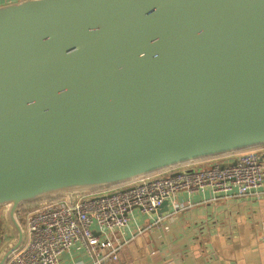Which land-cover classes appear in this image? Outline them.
<instances>
[{
	"label": "water",
	"instance_id": "95a60500",
	"mask_svg": "<svg viewBox=\"0 0 264 264\" xmlns=\"http://www.w3.org/2000/svg\"><path fill=\"white\" fill-rule=\"evenodd\" d=\"M259 145L264 0L0 4V264L25 203Z\"/></svg>",
	"mask_w": 264,
	"mask_h": 264
},
{
	"label": "built area",
	"instance_id": "2783aa9c",
	"mask_svg": "<svg viewBox=\"0 0 264 264\" xmlns=\"http://www.w3.org/2000/svg\"><path fill=\"white\" fill-rule=\"evenodd\" d=\"M222 155H230L225 162L232 163L184 166L190 161L104 190L79 193L72 203L57 197L24 211L19 208L24 240L4 264H59L62 253L75 245L85 249L90 264H107L117 257L122 244L117 231L133 208L153 213L168 200L176 212L189 205L178 200L181 191L208 187L213 193L242 196L264 184V159L257 146Z\"/></svg>",
	"mask_w": 264,
	"mask_h": 264
},
{
	"label": "crops",
	"instance_id": "0c3cea01",
	"mask_svg": "<svg viewBox=\"0 0 264 264\" xmlns=\"http://www.w3.org/2000/svg\"><path fill=\"white\" fill-rule=\"evenodd\" d=\"M9 1L14 0H0V4ZM257 148L264 159V145ZM229 156L184 166L221 163ZM178 200L189 205L174 212L168 204L161 213L133 208L128 222L117 231L122 243L117 257L107 264H264V184L242 196L213 193L208 187L181 191ZM0 213L1 249L12 231ZM90 262L85 249L75 245L62 253L59 264Z\"/></svg>",
	"mask_w": 264,
	"mask_h": 264
},
{
	"label": "trees",
	"instance_id": "16d2710c",
	"mask_svg": "<svg viewBox=\"0 0 264 264\" xmlns=\"http://www.w3.org/2000/svg\"><path fill=\"white\" fill-rule=\"evenodd\" d=\"M38 203H39V202L25 203V204H23V205L20 206V210H21V211H24V210L30 209V208L36 206ZM18 218H19V220H20V222H21V224H22V219H21V217L19 216Z\"/></svg>",
	"mask_w": 264,
	"mask_h": 264
},
{
	"label": "rangeland",
	"instance_id": "374dc122",
	"mask_svg": "<svg viewBox=\"0 0 264 264\" xmlns=\"http://www.w3.org/2000/svg\"><path fill=\"white\" fill-rule=\"evenodd\" d=\"M221 156V155H220ZM214 157H218V156H214ZM207 159V158H206ZM199 160H203V159H199ZM199 160H195V161H199ZM195 161H193V162H195ZM0 212H3V208L2 207H0Z\"/></svg>",
	"mask_w": 264,
	"mask_h": 264
}]
</instances>
